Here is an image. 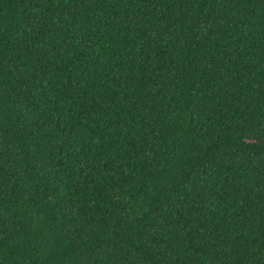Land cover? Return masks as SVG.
<instances>
[{"label":"trees","instance_id":"trees-1","mask_svg":"<svg viewBox=\"0 0 264 264\" xmlns=\"http://www.w3.org/2000/svg\"><path fill=\"white\" fill-rule=\"evenodd\" d=\"M0 264H264V0H0Z\"/></svg>","mask_w":264,"mask_h":264}]
</instances>
